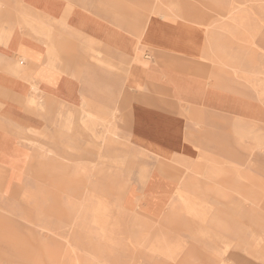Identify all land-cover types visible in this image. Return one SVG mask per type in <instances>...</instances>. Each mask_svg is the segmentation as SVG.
Here are the masks:
<instances>
[{
  "label": "crops",
  "instance_id": "obj_1",
  "mask_svg": "<svg viewBox=\"0 0 264 264\" xmlns=\"http://www.w3.org/2000/svg\"><path fill=\"white\" fill-rule=\"evenodd\" d=\"M7 1L0 191L59 154L67 192H121L138 235L167 242L139 264H264V0ZM102 145L128 164L120 189L97 182Z\"/></svg>",
  "mask_w": 264,
  "mask_h": 264
},
{
  "label": "rangeland",
  "instance_id": "obj_2",
  "mask_svg": "<svg viewBox=\"0 0 264 264\" xmlns=\"http://www.w3.org/2000/svg\"><path fill=\"white\" fill-rule=\"evenodd\" d=\"M7 4V0H0V6ZM101 131L99 138L103 140L106 133ZM105 147L98 150L97 182L120 189L129 181L121 172L128 164L118 155L114 162L107 160ZM118 147L129 150L125 145ZM55 157L57 160L47 157L45 164L36 161L27 175L2 178L0 264H139L138 254L149 241L147 236L138 235L135 220L123 208L124 194L67 192L73 181L58 177L52 167L59 154ZM248 179L243 178V184ZM241 200L249 205L250 194L242 192ZM240 211L242 250L249 251L250 234L255 231H251L250 209ZM229 212L233 210H226L227 216ZM258 232L253 244L264 250V225H258ZM165 243L149 242V247L169 248ZM231 247L226 244V252Z\"/></svg>",
  "mask_w": 264,
  "mask_h": 264
},
{
  "label": "bare ground",
  "instance_id": "obj_3",
  "mask_svg": "<svg viewBox=\"0 0 264 264\" xmlns=\"http://www.w3.org/2000/svg\"><path fill=\"white\" fill-rule=\"evenodd\" d=\"M3 34V33H2ZM29 101V100H28ZM28 106V105H27Z\"/></svg>",
  "mask_w": 264,
  "mask_h": 264
}]
</instances>
